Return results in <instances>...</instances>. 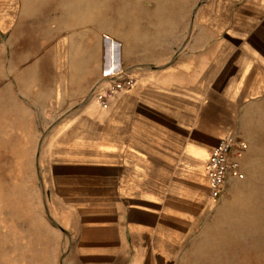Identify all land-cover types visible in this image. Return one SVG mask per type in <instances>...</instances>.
<instances>
[{
  "label": "rangeland",
  "instance_id": "1",
  "mask_svg": "<svg viewBox=\"0 0 264 264\" xmlns=\"http://www.w3.org/2000/svg\"><path fill=\"white\" fill-rule=\"evenodd\" d=\"M200 2L0 0V264H80L75 227L52 210L58 146L70 128L104 127L96 95L110 83V47L131 73L162 66ZM239 114L245 179L211 202L179 264H264V95Z\"/></svg>",
  "mask_w": 264,
  "mask_h": 264
},
{
  "label": "crops",
  "instance_id": "2",
  "mask_svg": "<svg viewBox=\"0 0 264 264\" xmlns=\"http://www.w3.org/2000/svg\"><path fill=\"white\" fill-rule=\"evenodd\" d=\"M193 24L162 66L133 70L101 130L70 128L58 146L52 210L80 264H179L216 201L205 162L264 95V0H201Z\"/></svg>",
  "mask_w": 264,
  "mask_h": 264
},
{
  "label": "built area",
  "instance_id": "3",
  "mask_svg": "<svg viewBox=\"0 0 264 264\" xmlns=\"http://www.w3.org/2000/svg\"><path fill=\"white\" fill-rule=\"evenodd\" d=\"M106 39L112 41L110 37H106ZM107 75L110 77V85L105 91L96 95V100L102 109H107L112 98L131 89L135 83L132 73L117 63V57L115 69L109 70ZM247 149L248 143L236 134H226L219 140L205 162L211 199L218 200L222 196L229 180L245 179L242 160Z\"/></svg>",
  "mask_w": 264,
  "mask_h": 264
},
{
  "label": "bare ground",
  "instance_id": "4",
  "mask_svg": "<svg viewBox=\"0 0 264 264\" xmlns=\"http://www.w3.org/2000/svg\"><path fill=\"white\" fill-rule=\"evenodd\" d=\"M169 12H170V10L167 11V12L165 13V15L163 16V18H164L165 20L168 19L169 15L171 16V14H169ZM112 42H114V43L116 44L115 41H112ZM116 45H117V44H116ZM115 47H116V46H115ZM110 50H111L110 57H109L110 61H109V65L107 66V72H109V70H111V69H115V67H116V55H115V56L113 55V53L116 54V52H114L113 49H112L111 47H110ZM112 66H113V67H112ZM108 67H109V68H108Z\"/></svg>",
  "mask_w": 264,
  "mask_h": 264
}]
</instances>
